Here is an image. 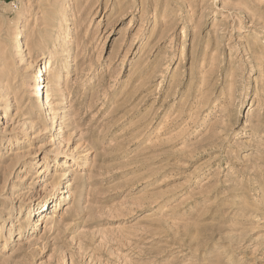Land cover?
I'll use <instances>...</instances> for the list:
<instances>
[{
	"label": "rangeland",
	"instance_id": "1",
	"mask_svg": "<svg viewBox=\"0 0 264 264\" xmlns=\"http://www.w3.org/2000/svg\"><path fill=\"white\" fill-rule=\"evenodd\" d=\"M1 116L0 264H264V0H0Z\"/></svg>",
	"mask_w": 264,
	"mask_h": 264
},
{
	"label": "bare ground",
	"instance_id": "2",
	"mask_svg": "<svg viewBox=\"0 0 264 264\" xmlns=\"http://www.w3.org/2000/svg\"><path fill=\"white\" fill-rule=\"evenodd\" d=\"M19 45H20V41H18ZM18 45V48L20 47ZM51 59H52V56L51 54L49 53H45L43 55V57L41 58V60H45L43 61V66L40 67V69L38 71H36V69L33 67V64L32 63L29 67H31L32 69V72L30 73L31 75V78H30V81H31V91H32V94L33 96L35 97V102L37 104H40L41 105H45L46 102H45V98H44V95H45V85H44V74L49 71V76L48 78H51V76H53V71H52V62H51ZM35 71V72H34ZM4 109H7V108H4ZM4 116H1L0 119H2ZM57 207V206H56ZM47 216V214L45 215Z\"/></svg>",
	"mask_w": 264,
	"mask_h": 264
}]
</instances>
